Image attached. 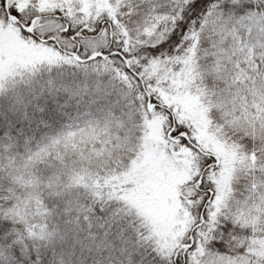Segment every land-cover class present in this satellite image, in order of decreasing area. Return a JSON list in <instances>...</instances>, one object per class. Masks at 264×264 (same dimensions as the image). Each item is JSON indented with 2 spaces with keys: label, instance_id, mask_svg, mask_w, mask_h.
Wrapping results in <instances>:
<instances>
[{
  "label": "snow or ice",
  "instance_id": "obj_1",
  "mask_svg": "<svg viewBox=\"0 0 264 264\" xmlns=\"http://www.w3.org/2000/svg\"><path fill=\"white\" fill-rule=\"evenodd\" d=\"M0 264H264V0H0Z\"/></svg>",
  "mask_w": 264,
  "mask_h": 264
}]
</instances>
